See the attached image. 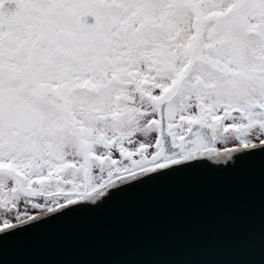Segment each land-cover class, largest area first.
Returning <instances> with one entry per match:
<instances>
[{
	"label": "snow or ice",
	"instance_id": "obj_1",
	"mask_svg": "<svg viewBox=\"0 0 264 264\" xmlns=\"http://www.w3.org/2000/svg\"><path fill=\"white\" fill-rule=\"evenodd\" d=\"M262 137L264 0H0V231Z\"/></svg>",
	"mask_w": 264,
	"mask_h": 264
},
{
	"label": "water",
	"instance_id": "obj_2",
	"mask_svg": "<svg viewBox=\"0 0 264 264\" xmlns=\"http://www.w3.org/2000/svg\"><path fill=\"white\" fill-rule=\"evenodd\" d=\"M233 160L172 164L14 221L0 264H264V145Z\"/></svg>",
	"mask_w": 264,
	"mask_h": 264
},
{
	"label": "rangeland",
	"instance_id": "obj_3",
	"mask_svg": "<svg viewBox=\"0 0 264 264\" xmlns=\"http://www.w3.org/2000/svg\"><path fill=\"white\" fill-rule=\"evenodd\" d=\"M255 142H259V140L255 141ZM41 203H43V201H41ZM60 203L63 204V201H61ZM35 213H42V212L40 210H38V209L30 208L28 213H27V215L26 216H21L20 220L25 219V218H27V216H30V215L35 214ZM14 221H16L15 218H13L12 222H14Z\"/></svg>",
	"mask_w": 264,
	"mask_h": 264
},
{
	"label": "flooded vegetation",
	"instance_id": "obj_4",
	"mask_svg": "<svg viewBox=\"0 0 264 264\" xmlns=\"http://www.w3.org/2000/svg\"><path fill=\"white\" fill-rule=\"evenodd\" d=\"M13 10H14V6H13ZM91 18H92V17H91ZM86 19H87V22H88V23H93V22H94L93 18H92L91 22H89V17L86 18ZM262 139H264V137H262ZM218 147H220V146H218ZM230 147H231V146H230Z\"/></svg>",
	"mask_w": 264,
	"mask_h": 264
}]
</instances>
